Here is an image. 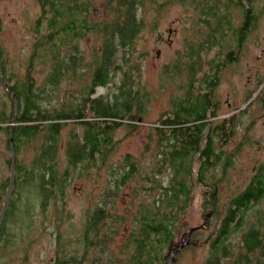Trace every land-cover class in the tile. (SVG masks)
Returning a JSON list of instances; mask_svg holds the SVG:
<instances>
[{
  "label": "trees",
  "instance_id": "16d2710c",
  "mask_svg": "<svg viewBox=\"0 0 264 264\" xmlns=\"http://www.w3.org/2000/svg\"><path fill=\"white\" fill-rule=\"evenodd\" d=\"M38 1L40 15L34 25L37 40L32 45L24 82L16 80L15 84L5 88L7 93L15 95L18 105L16 114L12 112L6 117V120L17 124L14 128L9 126L6 131L9 137L12 136L15 158L19 146L39 136L41 142L34 150L29 166L21 164L16 158L14 189L2 220L0 243L2 236H9L5 232L8 216L15 223L12 218L16 202L13 196L20 185L24 187L26 182L35 185L41 197L39 209L45 214L47 207L64 200L73 173L78 170V177L89 178L93 171L98 172L107 167L110 172L107 176L108 184L99 198L97 209L87 216L80 238L85 249L79 258L80 263L89 259L92 262L95 260L94 264H102L103 260L96 255L107 254L108 242L114 235H118L114 226H106L107 231H103L108 219L105 211L117 198L116 192L129 184L139 171L137 160L130 154L115 163V166H108V160L118 145L114 136L122 126L131 132L138 129V123L146 116L144 111L147 105L152 102L149 89L140 82L141 65L136 60L137 41L146 25L138 16V10L150 0H118L112 18L106 15V19L100 22L89 19L92 15V0ZM254 2L206 0L204 4L198 3L197 16L202 17L201 23L210 27L204 46L194 43L190 52L183 56V61L176 65L173 60L162 72L163 80L185 78L179 97L171 100L170 113L159 119L153 128L158 139L154 169L157 170V165L158 172L167 169L171 172V179L160 185L161 195L151 201V208L143 203L137 211L136 221L126 236L125 244L129 247L124 264H157L158 261H164L163 252L170 246L176 232V223L189 206V198L193 193L191 188L195 183L203 189L202 209L210 210L216 218L220 209L224 214L212 240L210 259L213 260L218 252L228 257L227 239L231 234L242 232V255L236 264H264V209L257 208L264 202V162L257 167L246 188L229 198L226 205L221 207L218 184L226 178L228 168L233 167L232 159L236 155V152H226L224 146L234 137L239 122L235 120L236 114L216 124L208 120L218 115V102L213 93L219 86L220 73L224 67H231L239 61L236 50L243 48L256 22ZM231 6L240 9L244 18V22L235 29L228 15ZM105 7L108 10L109 6ZM92 33L100 35L102 44L92 64L85 66L82 64L84 54L79 51L78 44L84 36ZM226 41L229 50L222 51ZM216 48H219L218 51L209 58L210 52ZM201 54H204L203 58ZM35 62L48 67L41 81L34 78L31 72ZM82 66L91 70L90 81L81 84L78 94L68 91L65 96L67 100L61 102L59 108L54 106L52 102L59 95L62 83L69 81L72 85L81 78ZM117 77H120V81L112 86L115 90L111 91L109 85ZM98 88L106 89V94L95 95ZM246 107L239 111L247 113ZM4 120L0 118V125ZM70 122L77 123L82 134L70 131L66 136L64 154L67 167L61 172V135ZM11 163L12 158L8 163L10 167ZM194 164H197L196 170ZM218 169L221 173L219 178L214 175ZM6 182L5 186H8L9 179ZM154 187L150 185L143 188L151 192ZM254 208L256 219L247 224L248 213ZM34 210L28 204L24 213L29 215ZM62 213L61 209L56 221L63 218ZM60 240L61 235L57 240L59 244ZM91 251L93 257L89 258L88 253ZM67 260L70 263L74 261L67 259L64 254L57 262L66 264ZM204 264L209 263L206 261Z\"/></svg>",
  "mask_w": 264,
  "mask_h": 264
},
{
  "label": "rangeland",
  "instance_id": "374dc122",
  "mask_svg": "<svg viewBox=\"0 0 264 264\" xmlns=\"http://www.w3.org/2000/svg\"><path fill=\"white\" fill-rule=\"evenodd\" d=\"M92 15L90 21H104L106 15L111 19L118 0H92ZM124 1V0H123ZM206 0H150L139 7L138 13L145 27L140 34L141 38L136 45V60L140 66L142 74L140 82L147 87L151 93V104L145 109L146 116L141 120L139 128L134 132L122 126L114 136V141L118 142L113 153L108 160V166L121 161L124 156L132 155L137 160V171L133 180L118 190L117 198L111 206H107L105 211L108 217L106 226H114L118 235L108 242V253H102L97 258L102 259V264H124L126 261L127 247L126 236L130 232L134 221H136L137 211L143 203L149 205L151 201L161 195L160 185L167 183L171 179V172L163 169L160 172L157 165L155 167V145L158 139L153 133V128L157 126L159 119L168 115L171 100L179 97V92L185 83L184 77H176L172 81L163 80V73L160 67L166 69L173 60L177 65L183 61L185 53L190 52L194 43L203 45L208 37L210 27L201 23V16H197L198 3L204 4ZM230 1V0H229ZM153 2V4H152ZM38 0H0V118H5L0 125V214L5 202V195L8 189L7 179L11 176L9 162L10 147L8 145V127L14 128L17 124L6 120L15 111L12 96L7 93L8 88L16 83L24 82V77L28 71L27 62L32 55V45L37 40L35 38V20L39 18ZM256 22L253 25L244 46L238 51L239 61L231 67H224L219 77V86L213 93V97L218 102V115L208 119L211 123H217L236 114L235 120L239 122L238 129L234 132V137L224 146L225 151L236 152L232 162L233 167L228 168V174L224 180L218 184L220 206L224 207L229 198L242 192L254 177L257 167L264 162V0H255ZM106 5L109 7L106 10ZM223 6V4L221 5ZM112 9V10H111ZM108 11V12H107ZM241 10L236 6H231L228 11L232 19V26L238 28L244 18ZM210 24V23H209ZM227 39H230L229 37ZM102 44L100 35L87 34L79 42V51H82V64L90 66L93 57ZM228 42L221 50H229ZM77 47V48H78ZM219 49V48H218ZM210 52V56L218 51ZM221 51V52H222ZM223 53V52H222ZM121 54V52H120ZM97 55V54H96ZM140 56V58H138ZM204 57V54H201ZM138 58V59H137ZM31 70L34 78L39 81L45 75L48 67L32 64ZM81 78L75 80L70 85L69 81L62 83L59 95L52 102L54 106L60 107V103L67 100L65 97L68 91L78 94L81 84L90 81L91 70L81 67ZM11 80V83H9ZM120 81L117 77L112 87ZM80 87V88H79ZM106 94V89L98 88L95 95ZM260 96L261 99L260 100ZM231 103L227 106V103ZM247 106V107H246ZM246 107L247 113L239 111ZM16 114V112H14ZM163 115V117H162ZM61 135L63 146L60 148L59 169L64 172L67 167V157L64 154L66 147V136L72 132L82 134V129L77 123H67ZM41 136L31 142H26L19 146L17 161L25 166L33 159L34 150L40 145ZM157 161V159H156ZM194 170L197 164H194ZM77 170L72 174L71 184L66 188L64 200L53 203L47 207L44 214L39 209L41 197L38 195L35 185L29 182L25 186L16 189L13 196L15 208L12 223L9 216L7 218V228L5 232L9 236H2L0 243V264H58L62 256L73 261L66 264H94L86 259L80 263V257L84 252V246L80 243L83 226L86 224L87 216L97 209L99 198H101L108 184L109 168L93 171L89 178L78 177ZM220 169L215 170L214 175L221 177ZM153 175L155 177H153ZM28 184V185H27ZM155 186L151 192L143 187ZM193 193L189 198V206L180 220L176 223V232L170 246L164 250V261L157 264H165L166 257L172 255L171 264H236L242 255V232L231 234L228 240V257H223L218 252L217 256L210 259L211 244L216 234L219 222L223 217V210L217 212L216 218L210 210L202 209L201 186L196 183L192 185ZM106 201V200H105ZM153 203V202H152ZM31 205L35 209L31 214L24 213V208ZM114 207H113V206ZM220 207V208H221ZM30 208V207H29ZM257 208L264 209V202ZM63 211V218L56 221L57 215ZM154 209V208H153ZM255 208L248 213V221L254 222L256 215ZM61 235L60 244L57 242ZM188 234V235H187ZM186 235V237H184ZM186 238V239H185ZM185 239V241H184ZM186 245L181 250L179 247L184 242ZM89 258L93 257L92 251L88 253ZM105 254V255H104ZM77 260V261H75ZM211 262V263H210ZM64 263V261H63Z\"/></svg>",
  "mask_w": 264,
  "mask_h": 264
},
{
  "label": "water",
  "instance_id": "95a60500",
  "mask_svg": "<svg viewBox=\"0 0 264 264\" xmlns=\"http://www.w3.org/2000/svg\"><path fill=\"white\" fill-rule=\"evenodd\" d=\"M0 72H1V67H0ZM11 95L13 97L12 100H13V103H14V106H15V111L14 112H16L17 111V106H18L17 105V99H16L15 95H13V94H11ZM12 119H13V122H14L15 121L14 117ZM11 137L12 136L9 137L10 158H12V163H11V167H10L11 176H9V182H8L9 185H8V189H7L6 195H5L6 199H5V202H4L3 207L1 209L2 212L0 214V228L2 227V224H3L2 223L3 217H4V215H6V212H7L8 202H10V200H11L12 189H14V184H13V182H14V176H15L14 163L16 162V158L14 156L15 147L13 145V140H12ZM185 239H184V241H185ZM184 241H182V242H184ZM185 245H186V242H184L182 244V246L179 247V249L181 250L182 248L185 247ZM172 258H173L172 255H168L166 257V263L165 264H171Z\"/></svg>",
  "mask_w": 264,
  "mask_h": 264
},
{
  "label": "flooded vegetation",
  "instance_id": "af4514ba",
  "mask_svg": "<svg viewBox=\"0 0 264 264\" xmlns=\"http://www.w3.org/2000/svg\"><path fill=\"white\" fill-rule=\"evenodd\" d=\"M228 55V54H227ZM233 57L235 58V55H233ZM160 67V73H162L163 72V70H164V67H161V66H159ZM231 105V103H227V106H230ZM7 208H8V206H7ZM7 213V212H6Z\"/></svg>",
  "mask_w": 264,
  "mask_h": 264
}]
</instances>
